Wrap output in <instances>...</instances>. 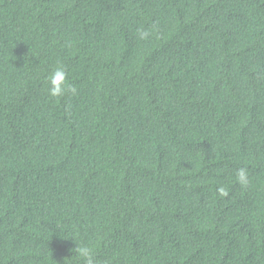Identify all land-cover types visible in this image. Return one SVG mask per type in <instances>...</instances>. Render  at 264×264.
Here are the masks:
<instances>
[{"label": "trees", "instance_id": "1", "mask_svg": "<svg viewBox=\"0 0 264 264\" xmlns=\"http://www.w3.org/2000/svg\"><path fill=\"white\" fill-rule=\"evenodd\" d=\"M73 238L264 264V0H0V264H82Z\"/></svg>", "mask_w": 264, "mask_h": 264}, {"label": "clouds", "instance_id": "2", "mask_svg": "<svg viewBox=\"0 0 264 264\" xmlns=\"http://www.w3.org/2000/svg\"><path fill=\"white\" fill-rule=\"evenodd\" d=\"M149 33L147 31H141L139 33L140 39H146ZM66 73L63 67H57L49 76V88L48 93L51 97H61L65 94L66 91L71 92L72 94L76 93V88L71 85L65 84ZM239 178L242 182L246 183L245 173L243 169L238 173ZM221 194H225L221 189ZM77 242V247L75 248V254L81 259L82 264H98L94 249L89 246L80 243L78 240L73 238Z\"/></svg>", "mask_w": 264, "mask_h": 264}]
</instances>
